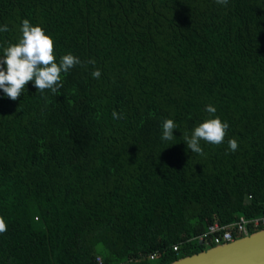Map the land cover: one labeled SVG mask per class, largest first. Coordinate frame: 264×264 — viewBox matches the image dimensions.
<instances>
[{
  "label": "trees",
  "instance_id": "16d2710c",
  "mask_svg": "<svg viewBox=\"0 0 264 264\" xmlns=\"http://www.w3.org/2000/svg\"><path fill=\"white\" fill-rule=\"evenodd\" d=\"M24 19L84 63L56 94L0 89V264H168L264 216V0H0V57ZM209 104L229 128L200 155Z\"/></svg>",
  "mask_w": 264,
  "mask_h": 264
},
{
  "label": "clouds",
  "instance_id": "9594fccd",
  "mask_svg": "<svg viewBox=\"0 0 264 264\" xmlns=\"http://www.w3.org/2000/svg\"><path fill=\"white\" fill-rule=\"evenodd\" d=\"M229 0H216L218 5L227 6ZM8 25L0 27V32H8ZM21 37L18 43L10 44L4 48V54L0 57V89L13 101L19 99L24 93L29 82H34L38 92L44 93L50 90L56 94L63 87L62 75L67 73L76 65L84 62L72 53L60 57L57 61L55 53V42L52 36L48 35L41 25H33L29 19L22 21L20 28ZM95 66V59L87 61ZM95 79L101 77V70L92 71ZM210 117L196 126L191 136L186 138L187 150L203 155L204 149L201 141L208 144L220 145L227 136L229 123L222 121L216 114L217 109L212 104L206 106ZM114 120L123 118L121 113L113 111ZM177 124L173 119H165L162 124V141H171L174 137V130ZM228 148L231 152H236L239 148L236 139L228 141ZM8 224L4 216H0V234L7 232ZM216 246V245H215Z\"/></svg>",
  "mask_w": 264,
  "mask_h": 264
},
{
  "label": "water",
  "instance_id": "95a60500",
  "mask_svg": "<svg viewBox=\"0 0 264 264\" xmlns=\"http://www.w3.org/2000/svg\"><path fill=\"white\" fill-rule=\"evenodd\" d=\"M168 264H264V228Z\"/></svg>",
  "mask_w": 264,
  "mask_h": 264
},
{
  "label": "built area",
  "instance_id": "2783aa9c",
  "mask_svg": "<svg viewBox=\"0 0 264 264\" xmlns=\"http://www.w3.org/2000/svg\"><path fill=\"white\" fill-rule=\"evenodd\" d=\"M264 223V216L255 219H248L241 217L239 220L231 223L222 225L218 222L210 224L207 231L197 236V239L206 244L210 245L214 243L215 245L224 244L235 240L238 237L249 235V227H257ZM238 236V237H237ZM179 244L174 245V250L179 251ZM151 259L157 257V253L152 254ZM98 264H104L103 258L101 256L97 257Z\"/></svg>",
  "mask_w": 264,
  "mask_h": 264
}]
</instances>
